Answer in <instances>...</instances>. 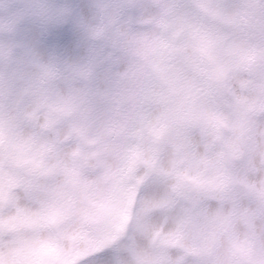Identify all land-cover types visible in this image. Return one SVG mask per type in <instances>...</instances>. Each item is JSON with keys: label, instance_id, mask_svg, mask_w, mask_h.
Returning <instances> with one entry per match:
<instances>
[{"label": "clouds", "instance_id": "1", "mask_svg": "<svg viewBox=\"0 0 264 264\" xmlns=\"http://www.w3.org/2000/svg\"><path fill=\"white\" fill-rule=\"evenodd\" d=\"M0 264H264V0H0Z\"/></svg>", "mask_w": 264, "mask_h": 264}]
</instances>
